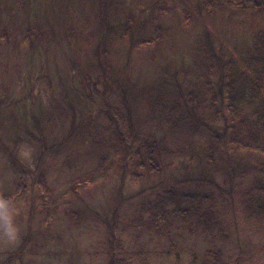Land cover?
<instances>
[{
  "label": "rangeland",
  "instance_id": "1",
  "mask_svg": "<svg viewBox=\"0 0 264 264\" xmlns=\"http://www.w3.org/2000/svg\"><path fill=\"white\" fill-rule=\"evenodd\" d=\"M202 1L0 0V264H264V222L247 223L239 205L243 186L264 182V152L232 147L246 127L227 110L231 89L242 92L245 125L257 126L246 81L257 74L251 49L255 33L264 37V10L211 17ZM126 27L136 40L160 38L129 45ZM203 84L209 112L169 110ZM112 88L123 124L104 108ZM130 129L191 151L217 134L220 154L207 165L189 151L147 173L132 164L135 143H117ZM99 163L95 180L81 183ZM176 188L211 193L199 208L212 205L215 226L202 232L170 215V238L140 226L162 198L174 207Z\"/></svg>",
  "mask_w": 264,
  "mask_h": 264
},
{
  "label": "trees",
  "instance_id": "2",
  "mask_svg": "<svg viewBox=\"0 0 264 264\" xmlns=\"http://www.w3.org/2000/svg\"><path fill=\"white\" fill-rule=\"evenodd\" d=\"M229 7H234L236 9L231 10V8ZM246 9H253L256 12L261 13L264 10V0H203L200 4L199 11L205 12L206 15L211 17L215 14L216 11H219L221 13L227 12L226 14L228 15V17H233L236 12L241 13ZM129 21H131V19H129ZM27 29H29L27 31V34L33 31V33H36L35 35L39 36V34L41 33L38 28L27 27ZM132 31L133 30L131 27H126L123 30L122 34L123 38L127 40L129 45L142 46L145 43L154 42L158 38H160V35L157 33L156 36L154 38H150V40H136L133 37ZM157 31L159 30L157 29ZM3 36V33H0V38H2ZM156 42H158V40ZM251 54L254 59H252L253 63L250 65V67H254L257 70V74L255 78H251L250 81H245L246 83H250V86L248 85L249 96L247 97L249 104L253 106L254 103L250 102V100L252 99L254 101L256 100L255 102L259 103L260 105L258 114L254 112L255 108L253 109L256 117L252 125L257 124V126L250 128L245 125L248 117L245 115L244 109L240 106L242 105L240 104L242 102L239 101V98H243V94L240 91L231 89L230 85H228V90L231 89L232 93H235L234 91H236L238 92V94H236L237 97H235L234 94L230 93L227 100V110L232 116L237 118L238 123L241 127H246L244 129H241L244 131L236 129V132H233V137L230 141L232 143V147H234L235 149H255L260 152H264V37L262 36L261 31L255 33V41L251 49ZM255 59L256 61L254 62ZM115 82L116 81L111 82L114 83L113 88L117 86ZM84 87L85 85L81 84V88L83 89ZM113 88L111 89L110 93L112 96L111 98H108L109 103H106L104 108H106L109 118L113 119V121L115 122H120L123 124L125 118L124 114L126 113L125 110L116 105L117 93ZM206 88L203 84L200 86V89L196 88L192 91H188L186 96L184 95V97L186 98L184 104H180L177 102L175 104L176 106H173L175 108L169 107V110L171 111L175 109L177 111L178 108H181L183 111V109H186L185 111L187 115H191V112H193V114H196V111L200 109L203 112H209L208 110H210L211 104L213 102L211 94L209 95V88ZM84 93L89 94L86 92ZM118 97H120L119 93ZM150 107H152V105H150ZM169 110H167L166 114L163 117V123L168 124L169 122H171V120H173V118H171L173 117V115L170 114ZM161 125L162 120L157 123V126L160 127ZM117 137V143L123 147H126L131 143L136 144H134L135 150L133 151L134 159L132 164L135 168L144 170L147 173H158L161 169L163 158L184 156L189 153V151H191V149L189 150L188 148H182L178 146L169 147L165 142L162 143L161 139L156 138L154 134L149 131L142 132L141 130L133 131L130 129V133L125 136L123 131L121 130L120 135H118ZM219 140L221 141L220 137L217 134H214V136H208L204 142H201V145L198 147V149L191 152L200 156L205 164H213L215 156L220 154L221 143ZM176 142L180 143L178 139L176 140ZM125 166L126 165L123 164L124 169L126 168ZM101 171L102 166L99 163L98 166H96L93 170H91L83 178H81L80 182L92 183L96 178L95 176L98 175ZM16 182L17 183L15 184V190L18 191L17 187L20 185V181ZM37 182L40 188H47L45 180L41 175L40 178H38ZM260 190H264V182L256 176L253 177V180L250 184H247V186H243V188L239 190V192H241V200L239 202L240 210L243 212V216L249 224H252L251 222L256 224L264 222V199L258 201L257 203H254L253 201V196H255V194ZM169 193L170 197L168 198H173L176 202L174 207H172L171 209L163 208L167 198H162L161 201H159L158 204L155 205L159 206L157 210H152L150 206L148 207L150 213L145 222L142 220V217L139 216L138 221L141 222L140 226L149 225L147 226L148 228H152L155 232L158 233L162 232L164 235L166 234L168 238L170 237L168 233L164 231L165 228L163 227V224L165 225V220H167L170 215L179 218L182 221V226H188L194 222L196 228L202 232L209 231L212 226H215L214 223H217V218L219 219V217L217 212L213 209L212 205H208L203 210H200L199 208L204 202L208 200H211L212 202L214 201V197L211 193L185 192L181 189L179 190V188L170 190ZM181 202H185L186 205L182 207ZM161 220H164L162 224H160ZM167 252H170V250H168Z\"/></svg>",
  "mask_w": 264,
  "mask_h": 264
},
{
  "label": "clouds",
  "instance_id": "3",
  "mask_svg": "<svg viewBox=\"0 0 264 264\" xmlns=\"http://www.w3.org/2000/svg\"><path fill=\"white\" fill-rule=\"evenodd\" d=\"M11 238V237H10Z\"/></svg>",
  "mask_w": 264,
  "mask_h": 264
}]
</instances>
